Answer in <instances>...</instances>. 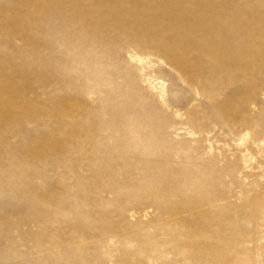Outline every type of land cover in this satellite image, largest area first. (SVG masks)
Returning a JSON list of instances; mask_svg holds the SVG:
<instances>
[{
    "label": "rangeland",
    "instance_id": "374dc122",
    "mask_svg": "<svg viewBox=\"0 0 264 264\" xmlns=\"http://www.w3.org/2000/svg\"><path fill=\"white\" fill-rule=\"evenodd\" d=\"M0 264H264V0H0Z\"/></svg>",
    "mask_w": 264,
    "mask_h": 264
},
{
    "label": "bare ground",
    "instance_id": "6f19581e",
    "mask_svg": "<svg viewBox=\"0 0 264 264\" xmlns=\"http://www.w3.org/2000/svg\"><path fill=\"white\" fill-rule=\"evenodd\" d=\"M216 24H218L217 22H216ZM218 25H220V24H218ZM219 28H220V26H219ZM220 30V29H219Z\"/></svg>",
    "mask_w": 264,
    "mask_h": 264
}]
</instances>
